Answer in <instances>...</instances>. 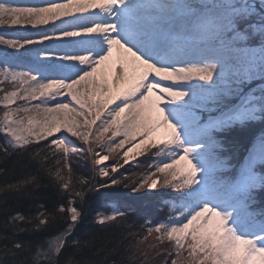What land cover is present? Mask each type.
<instances>
[{
    "label": "snow or ice",
    "instance_id": "6c2138e0",
    "mask_svg": "<svg viewBox=\"0 0 264 264\" xmlns=\"http://www.w3.org/2000/svg\"><path fill=\"white\" fill-rule=\"evenodd\" d=\"M253 17L255 21L241 32L237 22ZM0 26H19L18 30L28 33L19 39L0 35V45L5 46L0 50V83L10 82L14 89L4 90L0 97L4 108L0 133L5 137L0 150L6 155L9 149L25 150L33 142L59 133L46 147L53 155L59 154L58 164L63 161L55 176L63 181L65 190L69 182L61 175L62 168L71 172L69 155L82 151L65 133L87 144L94 157L99 156L94 145L109 154L129 145L112 164L111 173L123 167L119 159L128 164L151 149L157 155H171L170 162L153 165L155 173L164 174L161 187L185 191L170 208L167 221L147 229L149 234L158 233V240L166 237L174 242L176 258L171 264H264V218L256 221L249 214L242 219L249 194L256 187V175L249 168L241 180L227 187L202 178V170L189 158L193 148L181 142L177 126L161 107L166 98L168 103L186 95L171 86L162 87L161 81H188L193 74L200 81L214 78L221 60L209 58V51L219 52L224 64L236 57L248 70L258 63L264 65V0H160L148 8L133 0H39L32 6L0 2ZM251 36L261 38L258 59L247 47ZM188 58L215 63L175 67ZM18 100L24 103L17 104ZM174 149L182 150L183 154L177 152L178 159L172 155ZM108 159L104 155L93 163L100 166ZM155 173L146 174L131 192L140 198L150 196L159 183L152 179ZM98 175L108 180L98 184L97 192L123 183L107 166L99 167ZM34 180L7 185L4 190L23 192ZM73 195L84 201L81 192L68 193L69 207L59 209L70 215L67 227L43 253L50 264H56L53 257L68 243L84 215L72 206ZM126 214L116 207L110 215L98 213V223L106 225ZM41 215L45 218H36L38 228L49 219L47 214ZM16 220L26 217L18 213L12 217ZM94 240L72 243L79 251L94 246ZM22 247L15 245L16 249ZM137 253L147 259L146 250L138 248Z\"/></svg>",
    "mask_w": 264,
    "mask_h": 264
},
{
    "label": "trees",
    "instance_id": "16d2710c",
    "mask_svg": "<svg viewBox=\"0 0 264 264\" xmlns=\"http://www.w3.org/2000/svg\"><path fill=\"white\" fill-rule=\"evenodd\" d=\"M252 21L253 18L240 21L241 28H246ZM258 125L248 122L231 126L224 133H215L219 140L222 139L225 148L222 151L214 150L216 155L212 158L218 159L221 165L231 166L219 168L222 170L215 175L214 172L211 173L215 183L227 187L241 179L240 171L245 167L246 156L255 145L258 135L264 134V111ZM50 140L48 138L33 142L25 150L9 149L7 155L0 150V264H50L43 253L50 241L67 227L70 215L67 211L59 212V209H67L68 193L77 192L82 193L84 201L81 203L73 195L72 206L77 207L84 215L68 237V243L53 257L56 264H68L69 259L72 264L82 261L92 264H169L171 257L165 252V247L173 242L166 238L155 239V234L150 236L147 229L155 227L157 222L166 221L170 208L180 202L181 193L185 190L181 192L162 187L152 190L151 195L145 198L131 192L136 185L134 178H140L146 172L156 149H151L138 158V163H141L138 167L130 164L120 169L121 173L120 170L114 173L118 180L123 178L122 184L100 188L97 192L94 189L108 178L98 175L100 166L93 163L96 157L88 153V145L81 143L82 151L69 155L71 172L68 168H62L61 175L69 182V187L65 190L61 187L63 181L57 180L55 176L63 161L58 164L59 154L53 155L46 147ZM4 143L5 137L0 133V145ZM253 169L255 173L262 175L261 185L258 182L251 190L253 193L249 194L246 202V212L247 216L251 214L259 221L264 218V161L255 164ZM218 174L220 175L217 176ZM33 177L35 180L24 186L26 191L4 190L7 185H16ZM85 181L88 183L85 184ZM139 191L142 193L145 190ZM116 207L127 214L106 225H100L97 214H109ZM18 213L25 216L26 220L13 222L12 217ZM41 213L47 214L49 219L38 228L36 218H45ZM90 237H95L92 241L94 246L77 251L72 241H84ZM16 244L23 247L16 249ZM138 248L148 252L147 259L137 253Z\"/></svg>",
    "mask_w": 264,
    "mask_h": 264
},
{
    "label": "rangeland",
    "instance_id": "374dc122",
    "mask_svg": "<svg viewBox=\"0 0 264 264\" xmlns=\"http://www.w3.org/2000/svg\"><path fill=\"white\" fill-rule=\"evenodd\" d=\"M0 2L10 3L16 6H32L39 2V0H0ZM133 2L136 5L142 4L148 8L157 5L160 3V0H133ZM176 2L180 3L182 0H176ZM94 19H99V17H95ZM255 19L256 18L253 17V21L249 24H252ZM240 21L247 20L241 19L237 22L239 30L243 32L246 28H241ZM18 28L19 26H13V28L5 29L4 26H0V35H4L5 38L11 39H19L21 36L28 35L27 32L18 30ZM4 47L5 46L0 45V50ZM247 47L251 50L250 54L258 59L261 54V38L259 36H251L247 41ZM8 51L12 50L8 49ZM208 57L221 60V63L218 64L215 71L214 78L211 81H200L199 77L195 74H193L188 81H161L162 87L171 86L174 90H182L186 92V95L178 100H170L166 103V98L165 102L161 104V107H165L169 119L177 126L181 142L186 147L193 148L189 158L192 159V162L202 170L201 177L204 179H212L211 173L214 172L215 175L217 171L222 170L219 168L231 167L230 165H221L219 164L218 159L212 158L216 155L214 154V150L222 151L225 148L221 141L222 139L219 140L215 133H224L231 126H240L241 124L248 122H254L258 125L264 111V65L258 63L254 68L248 70L236 57L230 58L225 64L223 63L222 55L219 52L209 51ZM211 59L205 61L195 58L183 59L178 62L175 67H191L193 64L204 66V64L215 63V61ZM226 65H228V67H226ZM157 66L161 65L158 64ZM23 70L26 71V69ZM157 79L160 80V78ZM2 80L3 78L0 77V81ZM179 85H183V87H179ZM0 89H3L0 90V97L4 95V90H14L13 85L7 81L0 83ZM23 103V101H17V104ZM33 103H35V101H33ZM196 109L199 110L197 111ZM3 112L4 108L0 105V116L3 115ZM202 112H205L206 114H203ZM99 124L100 121H97V125ZM93 130H96V126H94ZM65 134L69 136V139L73 141V144L77 149H82L80 145L83 143L82 141L75 137H71L70 134ZM59 137L60 134L57 133L54 137L49 138L52 139ZM197 145H199V147H197ZM128 147L129 145H125L124 149H119L116 152L109 154L106 149L102 150L99 145H94L95 152L99 153V156L96 158L104 155L109 156L107 161H102L100 167L107 166L110 174L114 175V173H111V166L118 158L123 156V152L126 151ZM177 152H179V154L183 153L182 150H173L172 155H176V158L178 159L179 155H177ZM140 157H137L135 160L130 159L128 164H124L123 159H119V163L123 165V167L118 168V170H122L125 166L130 164L133 167H138V165H141V163H138V158ZM153 158L152 162L149 163L150 169L148 166V169H146V172H144L142 176L140 175V178L139 176L134 178L136 184L144 178L146 174L155 173V167L153 166L155 163H159L161 160L166 163L170 162L171 155L165 156L163 154L157 155L155 153ZM263 161L264 134H261L258 135L255 145L246 156L245 167L240 171V177L242 178L243 175H246L247 170L251 168V172L257 177L256 184H258L259 180L261 181L262 175L255 173L253 168L255 164ZM121 170L119 173H121ZM219 175L220 174L217 176ZM197 178H199V173L197 174ZM152 179H158L159 183L157 188H162L161 185L163 184L164 174L155 173V175L152 176ZM230 185H233V183ZM140 190L142 191L144 189ZM174 190L182 192L183 189ZM250 193H253V191ZM110 214H112V212L109 213V215ZM246 217L247 212L242 215V219H246ZM153 233L155 234V239H157L159 234L155 232ZM54 239L50 242H53ZM173 248L174 242L172 245H166L165 247V252L171 257L168 261L170 262L169 264H171L172 259L176 258ZM47 249L48 247L46 248V251ZM184 255L186 256L187 253L185 252Z\"/></svg>",
    "mask_w": 264,
    "mask_h": 264
}]
</instances>
